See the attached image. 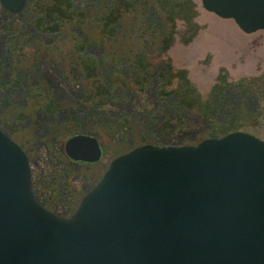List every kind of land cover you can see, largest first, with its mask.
Here are the masks:
<instances>
[{"label":"water","instance_id":"water-1","mask_svg":"<svg viewBox=\"0 0 264 264\" xmlns=\"http://www.w3.org/2000/svg\"><path fill=\"white\" fill-rule=\"evenodd\" d=\"M27 0H0L18 15ZM248 35L264 0H202ZM98 163L99 142L65 146ZM0 264H264V142L246 133L194 147L145 146L116 159L71 219L35 199L25 152L0 125Z\"/></svg>","mask_w":264,"mask_h":264},{"label":"rangeland","instance_id":"rangeland-1","mask_svg":"<svg viewBox=\"0 0 264 264\" xmlns=\"http://www.w3.org/2000/svg\"><path fill=\"white\" fill-rule=\"evenodd\" d=\"M192 1L197 12L193 22L197 26L195 32L177 21V35L168 53L162 56L152 52L147 57L146 65L157 68L149 95L145 98L132 89L111 87L116 95L113 101L100 97V91L108 92L105 86L114 80V74L123 79L131 74L129 67L119 71L113 65L103 71L102 49L95 44L94 49L87 45L89 35L99 33L93 24L80 20L83 11L86 13V6L82 7L96 0H27L18 15L0 5V125L27 155L33 191L44 199L39 200L50 205L42 193L40 176L42 171L49 176L53 169L46 166L47 161L66 165L64 170L71 167L66 173L70 194L65 211L69 219L116 159L145 146L194 147L205 140L219 139L207 137L212 126L197 128L198 119L190 115L185 116L192 125L181 134L182 130L177 131L179 127L172 121L175 118L163 114L166 110L174 111L181 119L183 111L178 102L188 99L193 107L199 102L208 103L215 87L250 81L255 91L260 94L263 91L261 98L249 104L250 110L245 115L230 120L217 116L216 120L218 124H234L238 128L227 135L246 133L264 142V31L247 35L234 21L207 12L202 0ZM190 32L194 38L185 43L192 36ZM80 44L82 48H75ZM132 52L130 62L138 59V53ZM89 57L95 63L98 61L100 75L98 71L84 69L89 65L80 61ZM168 66L170 73L162 80ZM85 73L91 76L90 81L85 79ZM183 75L188 89L181 87ZM131 87L139 91L136 86ZM88 99L100 102V109L86 105ZM122 123L130 130L115 132L113 128ZM85 125L88 127L81 129ZM55 130L60 134H53ZM77 135L98 140L103 151L100 162L75 165L70 161L65 145Z\"/></svg>","mask_w":264,"mask_h":264},{"label":"trees","instance_id":"trees-1","mask_svg":"<svg viewBox=\"0 0 264 264\" xmlns=\"http://www.w3.org/2000/svg\"><path fill=\"white\" fill-rule=\"evenodd\" d=\"M84 7L86 8V13L84 14L83 11L80 20L82 19V21L87 22V24H93L91 26H95L96 31L99 33L97 35H91L89 33V39L87 36V45H92L91 47L93 49L95 46L102 49L104 56L101 59L102 61H100L102 70L104 71L106 67L108 68L110 65H113L119 71L123 70V67H129L127 70L131 74V76L127 77L128 79H123L118 73L114 74L112 77L114 80L110 81L109 84L107 83L108 86H105V88L108 87V92L106 89H102L99 93V95H101L100 97L105 100L110 99L113 101L116 95H114V91L111 90L119 88H122V90L132 89L137 95L141 94L146 98L150 93L152 84H154L153 78L157 69L156 67L148 66L149 64L146 65V62H149L147 59L149 53L154 52L162 56L168 53L177 35V21L180 20L184 22L187 27H190L194 32L197 28L193 23L194 19L197 17V12L195 11V5L192 0H96V3L89 6L84 5L82 8ZM190 33L192 36L189 40L185 41V43H190L193 40V32ZM93 44H95V46ZM81 45L83 46V44H80L76 45L75 48L79 49ZM132 51L135 52V55L138 53V59L134 62H130L131 56L129 54ZM80 62L89 65L86 68L83 67L87 71H98L99 74L98 61L95 63L89 57ZM95 64L96 66H91ZM168 67L167 72L161 76L162 80H165L167 74L170 73L171 68L170 66ZM132 73H136V75L132 76ZM98 74L96 76L102 78L98 76ZM85 75V79L90 81L91 76L86 73ZM181 78L182 89H188L186 87L188 82L185 79V75ZM98 81L103 80L98 79ZM224 85L226 84L224 83ZM131 86H136L139 91ZM253 93H255L256 96ZM262 94L263 91L260 94V91H255L254 88H252V83L250 81H243L238 85L230 84L225 88L215 87L208 103L202 104L199 102L197 106L193 107L188 104V99L186 100L187 102H184V99L181 103L178 102V106H180L183 111L180 115V117L182 116L181 119L179 116L177 117L175 115L174 111L166 110L163 111V114L166 118H175L172 121L177 123V127H179L177 131L182 130L181 134H183V132L185 133L186 128L192 125V122L185 116L190 115L198 119L196 120L197 128H202L203 125L212 126V132L207 137L220 138L227 135L229 132L238 130V128H236L234 124H218V117H229L228 120H230L245 115L248 110H250L249 104L253 103L255 98L256 100L261 98ZM174 97L176 96H173V98ZM236 100H240L241 103ZM86 105L91 106L93 109H100V102L93 101L92 99H88ZM106 107L107 105H105L103 109ZM213 120H216V122H213ZM124 126L125 123H122L115 126L113 129L115 132L119 131V133L130 130L129 127ZM87 127L88 125H85L81 129ZM53 134H60V132L59 130H55ZM52 155L53 154L49 155L51 160H53ZM49 165L53 168L52 171L50 170V175H46L43 171L40 175L42 177L43 186L41 190L42 193L47 196L46 201L50 202L49 207L52 206L53 210L65 215L67 214L65 211V204L70 194L68 191V177L66 173L70 171L69 169L71 167L64 170L66 165L55 161H47L46 166ZM40 198L43 199L42 196Z\"/></svg>","mask_w":264,"mask_h":264},{"label":"bare ground","instance_id":"bare-ground-1","mask_svg":"<svg viewBox=\"0 0 264 264\" xmlns=\"http://www.w3.org/2000/svg\"><path fill=\"white\" fill-rule=\"evenodd\" d=\"M224 20H226V19H224Z\"/></svg>","mask_w":264,"mask_h":264}]
</instances>
